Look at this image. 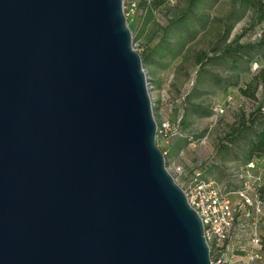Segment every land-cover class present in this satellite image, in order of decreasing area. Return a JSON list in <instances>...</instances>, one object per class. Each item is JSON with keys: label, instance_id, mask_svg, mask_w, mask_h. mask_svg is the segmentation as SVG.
<instances>
[{"label": "water", "instance_id": "water-1", "mask_svg": "<svg viewBox=\"0 0 264 264\" xmlns=\"http://www.w3.org/2000/svg\"><path fill=\"white\" fill-rule=\"evenodd\" d=\"M156 132L123 0H0V264H213Z\"/></svg>", "mask_w": 264, "mask_h": 264}, {"label": "rangeland", "instance_id": "rangeland-1", "mask_svg": "<svg viewBox=\"0 0 264 264\" xmlns=\"http://www.w3.org/2000/svg\"><path fill=\"white\" fill-rule=\"evenodd\" d=\"M134 1L138 6L139 0ZM239 1L172 0L167 9L155 10L147 17L138 7L130 11L132 0H123L133 48L145 59L142 66L156 122L179 125L188 102L202 103L212 110L210 117L189 115L190 127L181 128L183 136L194 137L193 142L178 137L167 143L157 141L159 148L166 152L167 169L178 183L187 181L197 172L203 180H214L232 192L242 187L248 175L252 179L259 177L264 183V158L254 160V168L249 172L240 169L237 174L232 165L225 175L217 170L206 171L218 136L233 122L236 113H247L256 105L240 96L237 87H229L226 92L223 88L234 81L232 76L236 73L240 74L239 87H243L264 68V60L257 54H241L237 58L222 56L223 50L239 35V44H253L264 36V22L250 28L253 8L243 7ZM179 20L181 23L175 25ZM202 53L208 60L203 61V58L199 67L196 59ZM235 59L239 62L236 70L233 69ZM200 69L205 73L198 75ZM217 76L226 78L225 82L216 84L214 77ZM256 97L264 101V88H258ZM260 233L264 235V223Z\"/></svg>", "mask_w": 264, "mask_h": 264}, {"label": "built area", "instance_id": "built-area-1", "mask_svg": "<svg viewBox=\"0 0 264 264\" xmlns=\"http://www.w3.org/2000/svg\"><path fill=\"white\" fill-rule=\"evenodd\" d=\"M129 6L131 12L137 9L134 0ZM177 134L169 122H163L157 127L156 138L167 143ZM253 168L251 163L245 169ZM262 184L259 177L248 175L240 189L226 191L214 180L201 179L198 172L180 183L188 204L201 219L213 264H264V235L260 233L264 203L257 191Z\"/></svg>", "mask_w": 264, "mask_h": 264}, {"label": "trees", "instance_id": "trees-1", "mask_svg": "<svg viewBox=\"0 0 264 264\" xmlns=\"http://www.w3.org/2000/svg\"><path fill=\"white\" fill-rule=\"evenodd\" d=\"M170 1L172 0H139L137 7L144 15L149 17L155 10L167 9V5ZM239 3L243 7L250 6L253 8L254 16L249 25L250 28L264 22V0H240ZM180 23L181 20L177 21L175 25ZM239 38L240 35L235 37V39L228 44L223 50V57L228 56L230 58H237L241 54H257L262 60H264V36H262L258 42L253 44H239ZM202 54V56H198L196 59L199 67H201L203 61L208 60L207 55L204 53ZM140 57L142 63H144V57L142 55H140ZM233 62V69H238V60L235 59ZM203 73H205L203 69L198 71V75ZM225 79L226 78H221L219 76L214 77L216 84L225 82ZM232 79H234V81L229 85H226L222 91L226 92L229 87H237L240 96L254 101L256 105L247 113L244 111L236 113L233 122L227 126L226 130L221 135L218 136L213 148V154L210 157L211 164L206 170L209 173L213 170H217L225 175L224 172L230 171L231 167H229V165H232L235 167L237 174H239L240 169H245L247 165L251 164L254 160L264 158V101H258L256 97L258 88H264V68L258 70L251 80L245 83L243 87H239V73L233 75ZM206 108L202 103L192 104L188 102L183 110L180 124L172 125L178 134L170 136L167 140L169 141L173 137H178L193 142L194 137L192 135L183 136L180 130L181 128L190 127L189 115L198 114L201 117L212 116V110L209 107ZM156 123L159 128L161 123ZM156 140L162 141L159 138H156ZM161 151L163 155L166 154L165 150L161 149ZM164 158L166 159L165 155ZM165 162L167 165L166 160ZM223 174L222 176H224ZM200 178L203 179L201 173ZM243 182L244 181H242V183ZM177 184L180 186V183L177 182ZM257 191L260 200H264V184H262Z\"/></svg>", "mask_w": 264, "mask_h": 264}, {"label": "crops", "instance_id": "crops-1", "mask_svg": "<svg viewBox=\"0 0 264 264\" xmlns=\"http://www.w3.org/2000/svg\"><path fill=\"white\" fill-rule=\"evenodd\" d=\"M254 165V164H253ZM199 173V172H198ZM233 199H235V197H233Z\"/></svg>", "mask_w": 264, "mask_h": 264}]
</instances>
